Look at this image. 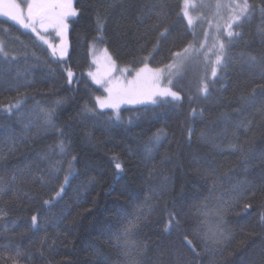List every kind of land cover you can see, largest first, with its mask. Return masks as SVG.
<instances>
[{"label":"trees","instance_id":"16d2710c","mask_svg":"<svg viewBox=\"0 0 264 264\" xmlns=\"http://www.w3.org/2000/svg\"><path fill=\"white\" fill-rule=\"evenodd\" d=\"M182 2L75 0L80 15L70 20L63 59L35 32L0 16V184L10 189L0 193V264H264V111L243 99L253 90L259 99L264 85L259 64L248 59L264 63V0H248L254 11L231 38L225 27L232 14L215 13L214 0L195 7L194 28ZM205 30L225 41L226 67L215 77L213 58H191L172 77L179 101L125 105L119 120L99 108L102 90L86 72L93 44L120 63L138 67L148 57L163 66L189 42L199 44ZM101 34L103 41L95 39ZM58 99L64 103L55 123L64 137L45 126L41 112ZM86 104L95 113L85 118ZM160 129L167 137L156 146L151 138ZM61 139L71 140L70 155L60 153ZM113 156L126 165L118 177ZM244 203L253 207L245 212ZM169 213L179 223L165 231Z\"/></svg>","mask_w":264,"mask_h":264},{"label":"snow or ice","instance_id":"6c2138e0","mask_svg":"<svg viewBox=\"0 0 264 264\" xmlns=\"http://www.w3.org/2000/svg\"><path fill=\"white\" fill-rule=\"evenodd\" d=\"M195 8V4L193 0H183L181 13L187 18L189 25L193 23V17L190 14V9ZM237 11H234L230 16L229 21L226 26L227 36L229 38L233 36H240L239 32H234L233 26H240V22L242 19H246L251 15L252 11H254V6L248 3V0H243V3L236 4ZM264 12V8L261 9ZM80 15V11L74 7L73 0H27L26 3V13L25 8L22 6L18 0H0V16L7 17L12 21H15L18 24L23 25L25 28H31L33 32H37V25L43 30H47L48 28L55 29L57 34L60 36H64L68 29V21L71 17H77ZM97 24V32L102 33L104 20L100 15H97L96 19ZM167 29H164L166 32ZM164 32H161L160 35L163 36ZM39 34V33H37ZM44 39L43 36L40 37ZM95 39H99L101 41L104 40L103 35H98ZM47 42V41H45ZM159 41H157V46ZM203 47V45H202ZM102 56L96 57L93 60V63L97 64L96 72H89L88 75L91 77L93 82L97 85H100L104 88V91L108 94L106 97H96V103L100 109L111 108L116 110V119L119 120V107L122 103L128 104H143L146 102H150L152 104H162L166 102L168 98H171L173 101H179L181 99L180 94L177 91L172 90L171 84L172 80L168 79L167 84L168 87L163 86L164 84V72L165 69H172L174 65H165V68H150L147 63H144L143 67L139 68L135 71V75L132 79L128 80L123 77L124 73H129L131 70L128 67L117 68L115 60L112 59V56L109 54L108 49L104 48ZM187 51V49H185ZM0 53H3V46L0 45ZM55 53V49H54ZM66 49L61 48V56L65 55ZM6 56L7 53H4ZM174 55H179L176 53ZM148 57H145L147 60ZM249 62L253 65L259 64L260 73L262 78H264V63H260L256 60V57L250 56ZM225 43L223 41L219 42V50L215 53V62L214 66L211 69V75L215 77L217 75L218 68H225ZM119 72L121 75L116 76L114 73ZM73 73L71 70L67 71L68 82H72ZM261 88V92L259 94L260 98L257 99V95L255 90L250 94L247 98L244 99V103L247 106H256L260 105V110L264 111V85H259ZM200 91L207 95L209 92L208 83H203ZM19 103V102H18ZM64 103L63 100H56L55 106L49 109H41L43 112L44 124L48 129L55 130L59 133L61 137L65 136L64 130L55 123L56 109ZM18 106V104H17ZM8 111H11V107H9ZM88 113H95L94 108H89L87 104L84 106L83 114L85 118ZM193 114H195V110H193ZM192 129H188V139H191ZM167 137V133L163 130H157L154 136L151 138V142H154L156 146H159L161 142V138ZM201 139H207L206 133H201ZM70 145L71 140L61 139L59 141L58 147L60 149V153L62 155H70ZM235 147V146H233ZM147 151L151 153L152 148L148 147ZM44 159L48 158V154H44L42 157ZM243 158L247 160L249 158L248 153L243 154ZM260 159L264 161V153L260 154ZM76 157L72 156V160L69 161V175L71 174V164L72 161H75ZM112 163L116 170L117 177L120 173H122L125 169L124 162L119 158V156L112 157ZM52 173L59 171V168L56 167L55 164L51 165ZM69 175L64 176V182L60 185L59 191H56L55 195L59 197L61 193L64 191V185L69 182ZM2 179V178H0ZM10 189H6L2 184H0V193H5ZM255 195V193H252ZM236 204H239L238 200H235ZM45 203H50V201H45ZM253 205L251 203L243 204V211L247 212ZM264 208V205H261ZM5 215V213L0 210V216ZM218 219H222L221 210H217ZM261 222L264 223V215L260 217ZM173 221H175V217L173 214L169 213V222L165 225V231L168 230L169 227L172 226ZM32 225L34 227L38 226V221L36 216H32L31 218ZM176 224L179 221H175ZM129 234V229H125V235ZM217 233H213L215 236ZM189 245H191L192 241L188 240L187 237L184 238ZM217 242L218 241H214ZM21 253L17 252V256H20Z\"/></svg>","mask_w":264,"mask_h":264},{"label":"rangeland","instance_id":"374dc122","mask_svg":"<svg viewBox=\"0 0 264 264\" xmlns=\"http://www.w3.org/2000/svg\"><path fill=\"white\" fill-rule=\"evenodd\" d=\"M210 2L211 0H193L195 7H200V4L204 3V2ZM224 1V2H223ZM18 2H20L22 4V6L25 8V13H26V3L27 0H18ZM243 0H214V6L212 7L213 11L215 13H218L219 15H231L233 14L234 11H237L238 9H236V4L237 3H242ZM73 4L75 7V0H73ZM199 5V6H198ZM190 9V14L193 17V23L190 25L191 27H195V22H196V9L194 10ZM72 18V17H71ZM71 18H69L68 24L70 26V20ZM188 22V21H187ZM69 26L67 29L66 34L62 37L60 35L57 34V31L55 29L52 28H48L46 31L41 29L39 27V25H37V32L36 35L38 36V38L50 49V52L52 54L53 57L58 58V59H63L66 58L69 52V48H70V41H69ZM207 27V26H205ZM30 29L31 28H27ZM226 30V27H225ZM39 33V34H37ZM209 34H211V31L206 30L203 32L204 37L200 40L199 44H195L194 40L192 42H189V44L183 48L182 50L178 51L177 53H179V55H176L175 59L166 65H174V67L172 69H165L164 72V84L163 86L168 87L169 85L167 84V80L171 79L173 80V76L174 74H176L184 65L183 63H186L189 61V59L193 58L195 61L198 62H202V60H207L209 58H213L215 60V53L218 52L219 50V42L222 41V38L217 37V38H210ZM43 36L44 39H41L40 37ZM47 41V42H45ZM225 43V41H223ZM0 45L3 46V51L6 52L5 48H4V43L3 40L0 38ZM203 45V47H202ZM61 48H65L66 49V53L65 55L61 56ZM107 48L105 45H99V44H93L92 45V60H94V58L102 56L103 54V49ZM54 49H55V53H54ZM108 49V48H107ZM185 49H187V51H185ZM226 50V47H225ZM109 54L112 56V59L115 60L116 62V66L117 68H124V67H128L131 71L129 73H124L122 78L125 79H132V77L135 75V71L138 70L139 68L143 67L144 63H147L149 65L150 68H165V65L163 66H153L149 63L148 60H146L141 66L138 67H134L130 64H126V63H120L118 62L114 56L111 54V52L108 49ZM192 60V59H191ZM92 68H89L86 72L87 74L91 71V72H96L97 71V64L93 63L92 64ZM71 70V69H69ZM73 73V77L75 76V72L73 70H71ZM114 75L116 76H120L121 74L119 72L114 73ZM91 78V77H90ZM93 81V80H92ZM97 85V84H96ZM172 85V84H171ZM101 90L102 93L101 94H97V96L100 97H106L108 94L104 91V88L101 87L100 85H98ZM172 87V90L177 91L176 89ZM178 92V91H177ZM179 93V92H178ZM180 94V93H179ZM143 104H152L150 102H146ZM125 105H135V104H128V103H122L120 104L119 107V113L120 110L123 106ZM111 109V108H110ZM114 110V109H112ZM114 112L116 113V110H114Z\"/></svg>","mask_w":264,"mask_h":264}]
</instances>
